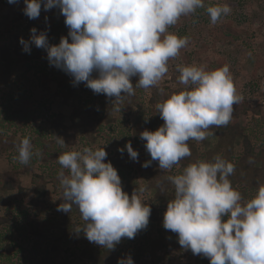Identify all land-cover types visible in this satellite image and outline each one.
Instances as JSON below:
<instances>
[{"label":"clouds","instance_id":"clouds-1","mask_svg":"<svg viewBox=\"0 0 264 264\" xmlns=\"http://www.w3.org/2000/svg\"><path fill=\"white\" fill-rule=\"evenodd\" d=\"M23 4L29 19L39 17L42 5L45 11L58 8L68 37L51 45L45 32L32 28L29 41L19 38L22 50L30 51L29 42L45 49L49 63L70 75L73 85L83 82L96 94L114 97L116 111H121L118 105L125 94H135L132 77L138 78L135 86L143 89L158 85L168 73L169 60L188 45V37L169 32L170 26L201 8L212 24L231 12L228 5L205 7V0H23ZM176 71L185 89L156 103L164 123L155 131L140 133L151 157L142 167L156 161L160 169L171 170L191 156L189 140L203 141L214 135L211 128L226 126L233 105L243 99L227 65L206 70L178 64ZM57 142L65 145L62 138L57 137ZM125 149L136 161L138 153L130 142L118 151ZM17 152L18 161L27 165L34 154L29 138L21 139ZM106 157L103 147L59 155L58 179L65 203L57 210L69 213L75 205L84 223L74 231L114 249L122 238L132 239L147 227L151 208L137 190L131 197L122 190L117 170L105 162ZM234 171L232 163L216 155L212 161L189 163L180 174L169 175L174 198L167 203L162 225L177 234L183 249L203 255L209 264H264V183L258 181L255 195L242 202L229 180ZM117 264L134 262L129 256L118 258Z\"/></svg>","mask_w":264,"mask_h":264},{"label":"rangeland","instance_id":"rangeland-1","mask_svg":"<svg viewBox=\"0 0 264 264\" xmlns=\"http://www.w3.org/2000/svg\"><path fill=\"white\" fill-rule=\"evenodd\" d=\"M217 4L230 6L231 12L221 16L215 24L201 8L170 26L169 32L187 36L189 43L177 57L169 60L168 73L158 84L171 83L174 88L184 90L185 86L178 81V64H195L204 66L206 70L227 65L237 93L243 98L240 103L249 105L250 109L237 114L233 111L231 121L226 126L211 128L214 135L205 140H189L191 156L171 170H162L156 161L147 168L141 166L151 157L140 133L155 131L164 123L149 103L150 89L135 86L138 78L132 77L135 94H125L118 105L121 111H116L114 97L96 94L81 82L73 85L70 75L49 63L45 49L29 42L30 51L22 50L19 38L29 41L32 28L45 32L51 45L58 44L62 36L68 37V31L65 30L64 34V28H67L65 18L58 8L45 11L42 5L39 17L31 24L22 11L23 0L13 4L0 0V44L7 48V53L0 54V77L4 76L0 81V116L11 110L18 115L32 112L35 120L27 121L26 131L38 129L36 131L50 137V140L66 135L68 151L103 147L107 152L105 162L113 159L110 163L117 170L122 190L130 197L137 190L142 202L156 210V216L149 217L145 229L138 231L132 239L122 238L114 249L90 242L83 232L77 233L80 242L76 245L72 236L65 234V230H74L84 223L75 205L69 213L58 211V192L50 184L42 207H28L26 203L33 196L31 173L42 165L41 160L36 159L26 165L28 170L17 175L21 190L15 188L3 192L0 189V194L3 193L10 201L7 207L5 204L0 206V214H8L9 219L6 225L0 226V258L8 255L12 264H117L118 258L130 256L134 264H209L203 255H194L179 243L174 245L172 232L162 225L167 203L174 198V186L167 177L180 174L189 163L212 161L220 155L235 166L229 180L232 187L241 193L242 202L255 195L258 181L264 183V0H215L205 7ZM45 16L51 22L49 27L42 26ZM56 31L62 33L60 37H55ZM52 40L57 41L54 43ZM96 75L94 72L92 77ZM129 97L138 100L139 106L127 104ZM96 103L101 118L96 117L94 122L86 124L82 121H86L85 116L88 115L84 105L90 107L94 114ZM23 133L20 128L15 137L7 138L9 134L0 128V178H4L13 166V161L9 162L6 154L16 153L18 139L24 137ZM243 136L248 139V146L241 140ZM129 142L138 153L136 161L129 157L126 149L123 153L118 151ZM53 161L48 160V164ZM140 188L144 191H138ZM24 210L35 211L46 218L59 219L61 215L65 218L40 237L29 234L25 237L19 234L25 220ZM62 222L65 228L60 226ZM163 237L168 242L161 245Z\"/></svg>","mask_w":264,"mask_h":264},{"label":"trees","instance_id":"trees-1","mask_svg":"<svg viewBox=\"0 0 264 264\" xmlns=\"http://www.w3.org/2000/svg\"><path fill=\"white\" fill-rule=\"evenodd\" d=\"M210 1H215V0H205V4L210 3ZM219 1V0H217ZM222 1V0H220ZM45 20L42 23L43 27H49L51 26V22L49 21L48 17L45 16L44 17ZM51 18V17H50ZM29 23H33V19L29 20ZM65 30L68 31V27L64 28V34H65ZM43 31H45V29H43ZM61 32L60 31H56L55 32V37H60L61 36ZM57 40H52V42L56 43ZM3 53H7V48L5 47L4 44H0V54L4 55ZM4 77V76H2ZM0 77V81L2 80ZM82 84H84L83 82H81ZM150 89V95H149V103L152 106L154 113L156 114L157 117L160 118L159 114L156 113V109H155V105L158 102H162L163 100H165L170 94L172 93H177L180 90L177 88H174V86L169 83V84H165V83H160L154 87L149 88ZM16 97H14L15 99ZM131 98V99H130ZM129 102L127 101V104H136V106H139V101L135 100L132 97L128 98ZM131 107V106H129ZM95 109L94 114L92 113V109L90 107H88L87 105H84V109L86 111H88V115L85 116L86 121H84L86 124H88V121L94 122V118H101V116L98 113L99 105L98 103H96L93 107ZM91 109V110H90ZM233 109L234 112L240 113V112H245L248 111L250 109L249 105H245L242 103H239L238 105H233ZM257 112H259V110L257 109ZM32 112H29V114H20L18 115L17 112H13L12 110L9 111V113L4 112V114H2L0 116V128L4 129L5 132H7V138L8 136H12L15 137V135H17V133L19 132L20 128L22 129V131H24V137H27L30 139L31 144L33 145V156L30 159L29 163L27 165H30L31 162L36 161V159H40L42 165H39L34 171H32V180H33V196L31 198H29L26 203L28 205V207H42L45 204V195H46V188L47 185L50 184L54 190H56L57 195V202H56V208L58 207V205H63L65 203L64 197L62 195V188L60 186V182L58 179V172L61 171L62 166L58 163V157L59 155L63 154L64 152L68 151V139L66 137V135H63L62 139L65 143V145H61L57 142V139H53L50 140L51 138L45 136H42L41 133L39 131L36 130H32L29 129L28 131H26L28 128V122L29 121H34L35 119H32ZM95 115V116H94ZM45 117V116H44ZM93 118V119H92ZM161 119V118H160ZM28 121V122H27ZM90 124V123H89ZM231 125V124H230ZM229 125V126H230ZM233 125L236 126L235 123H233ZM233 125H231L230 127H234ZM231 129V128H230ZM232 131V130H231ZM40 136L42 138H40ZM19 141H21L20 139H18ZM17 140V141H18ZM50 140V141H49ZM247 146H248V139L246 137H242L241 139ZM53 144V145H52ZM1 150V149H0ZM15 150V148H14ZM16 153L13 155H7V160L9 162L13 161V166L11 167V169L9 171H7V175H5L4 178H0V189L4 192L7 190H13V189H18L21 190L22 189V185L17 177V175L19 173H23L26 170H28L26 167V165L21 164L17 157H18V152L17 149L15 150ZM39 152V155H36L35 153ZM2 153V152H0ZM15 160H17L15 162ZM48 160H54L52 163L48 164ZM113 159H109L107 162H111ZM67 170H65L66 172ZM46 176H48V180H46ZM5 204V205H4ZM10 204L9 199L7 198V196H5L3 193L0 194V206H5L7 207V205ZM25 214V220L23 223V227L22 229H20L19 234L23 235V236H27L29 235H33L36 237H40L43 235L44 232L50 230L53 227H56L57 225L61 224L60 221H62L65 216L61 215L59 216L60 218H54V217H50V218H46V217H42L41 215H39L38 213H36L35 211H22ZM153 213V214H152ZM27 215V216H26ZM152 216H156V210L155 209H151V214H150V218H152ZM9 221L8 219V214L7 215H1L0 214V226L4 225L5 223H7ZM6 225V224H5ZM61 227L64 226L65 228V223L62 222V225H60ZM72 232H74L73 234H71ZM65 234H68L70 236H72V241L77 244H79L80 240L77 238V233L74 230H65ZM172 243L174 245H178V238H177V234L172 232ZM167 239L166 238H162L161 241V245L167 244ZM170 244V243H169ZM170 244V245H173ZM47 252V251H46ZM45 252V253H46ZM91 256V254H89ZM0 264H12V262L10 261V257L7 255L4 258H0ZM14 264V263H13ZM115 264V263H114Z\"/></svg>","mask_w":264,"mask_h":264},{"label":"built area","instance_id":"built-area-1","mask_svg":"<svg viewBox=\"0 0 264 264\" xmlns=\"http://www.w3.org/2000/svg\"><path fill=\"white\" fill-rule=\"evenodd\" d=\"M206 259H207L206 261L209 262L208 258H206Z\"/></svg>","mask_w":264,"mask_h":264},{"label":"crops","instance_id":"crops-1","mask_svg":"<svg viewBox=\"0 0 264 264\" xmlns=\"http://www.w3.org/2000/svg\"><path fill=\"white\" fill-rule=\"evenodd\" d=\"M132 109V108H131ZM131 111V110H130Z\"/></svg>","mask_w":264,"mask_h":264}]
</instances>
